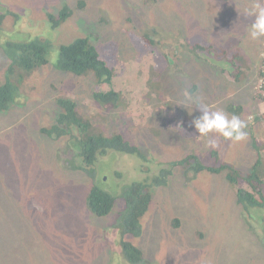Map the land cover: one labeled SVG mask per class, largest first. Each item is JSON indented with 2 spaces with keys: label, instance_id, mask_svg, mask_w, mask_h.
<instances>
[{
  "label": "rangeland",
  "instance_id": "374dc122",
  "mask_svg": "<svg viewBox=\"0 0 264 264\" xmlns=\"http://www.w3.org/2000/svg\"><path fill=\"white\" fill-rule=\"evenodd\" d=\"M78 1L0 0L1 13L12 11L17 15L13 23L12 17L4 19L0 31V82L8 78L18 95L16 103L11 101L8 108L0 110V237L8 244V247L1 246L6 252L0 254L1 262L4 256L12 264H111V249L117 251L119 232L114 223L120 204L107 216L92 215L85 202L91 187V172L67 169L68 161L73 160L68 139H53V134L41 132L42 126L52 123L59 115L60 109L54 104L57 92L63 94L65 91L68 96L75 89L81 93L86 91L84 84L76 85V76L56 67L59 52L56 43L69 44L79 34L91 33L90 39L98 48L106 44L102 56L107 64L114 67L120 58L136 65L135 59L139 58L149 63L145 57L147 52L144 53L148 49V40L157 41L155 33L151 34L149 30L155 27L152 21L164 20L174 6L181 11L177 25L187 20L197 25L196 33L191 34L180 31L177 25L172 26L173 35L164 42H169L177 55L171 51L172 64L168 56L167 64H155L162 70V85L159 89H152L146 83L142 85L155 113L151 107L147 114L148 108L140 114L130 109L116 126V106H108L110 109L104 113L109 114L103 117V106L89 101L91 94L85 93L80 100L86 105L83 111L87 116L101 112L93 117L104 132L128 126L125 129L127 138L130 139V133L137 143L143 142L142 147L147 146L145 142L153 149L158 147L165 161L186 153V147L181 144L182 137L175 133L178 129L165 123V117L173 114L178 119L189 115L195 119L201 115L196 109L197 103H189L187 107L182 105L186 95L225 113L224 105L231 99L234 107L241 105L243 112L237 116L242 120L247 114L253 115V110L264 112V101L254 91L264 92V80L257 81L256 78L260 53L264 56V39L250 40L247 29L254 18L241 17L251 7L252 0H227L228 9L234 12L237 9V15L227 19L220 11L224 0H163L154 6L149 2L145 6L144 0H84L85 7L80 9L76 7ZM65 6L72 12L52 32L45 21L47 13H57ZM133 25L142 27L140 33L148 39L133 41L128 32V27L134 29ZM161 25L166 33V24ZM45 28L44 37L53 45L48 63L31 71L15 64L11 66L9 36L24 38V32L35 29L32 33L41 32ZM230 30L234 35L229 34ZM184 37L189 41L203 39L210 43L216 37L227 47L230 42H237L239 49L250 54L255 62L248 64L250 69L238 83L231 73L234 69L227 61L215 66L198 58L190 59L195 55L193 52V55L183 54V50L178 53L174 44L184 43ZM10 66L11 71L6 77L5 71ZM156 77L159 78V74L153 79ZM145 78H149V73ZM125 95L134 96L135 93L126 92ZM165 101L178 102L183 111L177 112L174 107L173 111L164 104ZM156 124L162 132L154 138L156 135L153 136L150 128ZM245 131L247 139L243 142L215 137L218 147L224 149L220 161L230 166L232 163L241 172L249 171L255 160L254 138L264 143V131L255 135L248 127ZM175 139L180 141L175 148H168L161 142ZM184 140L193 152L210 149L206 138L184 137ZM110 157L104 168L96 169L93 180L105 181V172L111 168L107 173L108 181L100 187L108 184L118 191L117 186L137 178L140 160L130 156L124 168V164H117L120 154L111 152ZM164 182L153 189V199L141 219L140 236H129L142 249L144 264H264V232L261 229L264 207L242 208L236 201L234 185L222 174L200 172L192 178L180 168H174L166 174ZM28 197L34 198L40 208L27 211ZM174 218L181 221L178 228L172 227ZM111 227L116 230L114 233L109 230ZM24 256L28 262L24 263Z\"/></svg>",
  "mask_w": 264,
  "mask_h": 264
},
{
  "label": "trees",
  "instance_id": "16d2710c",
  "mask_svg": "<svg viewBox=\"0 0 264 264\" xmlns=\"http://www.w3.org/2000/svg\"><path fill=\"white\" fill-rule=\"evenodd\" d=\"M223 1V0H222ZM151 3L154 6L163 0H144L143 3ZM229 2L224 0V4H220V11L224 15V19L228 16L234 17L237 15V9L235 12L233 9H228L226 5ZM84 0H79L77 8H83L85 6ZM225 5V6H224ZM228 6V5H227ZM72 10L65 6L58 10L57 13H47L45 21L49 25V30H57L59 23L65 21ZM181 11L172 9L169 15L160 21H152L151 31L157 38V41L148 40V49L144 52L149 63L143 58L135 59L136 65L132 61L121 60L116 66H110L103 59L102 48L106 45L103 44L101 48H98L90 39L91 33L79 34L78 37L70 42L69 44L56 43L57 48L59 47L58 58L56 61V67L61 69L70 75H76V85L84 84L86 91L85 93L91 94L89 101L99 103L103 106V117H105L109 110L108 106L114 105L117 107V124L118 126L124 119L125 114L127 115L130 109L140 111L148 108L145 114L150 112V107L154 112V107L149 104L148 98L143 89L144 83H150L145 80L147 73L157 76L161 73L159 67L156 65L167 63V54H165L161 48V45H165L171 53L173 46L169 42H164L167 38L173 35V25H177L180 20ZM7 17H12V23L17 18L15 12L8 11L6 13L0 12V31L3 30V21ZM14 18V19H13ZM223 19V20H224ZM166 24L167 32L162 31V25ZM192 23L193 25H189ZM150 26L149 24H147ZM180 31L184 33H196L197 25L190 21H185L182 25H177ZM46 29V28H45ZM36 30V29H35ZM33 30V31H35ZM24 32V38L16 36H9L7 45L12 56L10 57L11 66L15 64L24 70L31 71L39 68L42 65L48 63L49 57L51 56L53 45L52 42L45 38L46 30L41 32ZM130 38L135 39L138 33L132 30ZM229 34L234 35V31L230 30ZM228 34V35H229ZM142 40L148 39V37L142 34ZM231 36V35H230ZM233 37V36H232ZM184 43H175L179 53L181 50L183 54L192 52L194 56H190V59H200L205 64H213L218 66L223 62L231 64L233 71L231 72L236 81H240L243 75H246L250 69V63L255 62V59L248 53L243 52L239 49L240 45L237 46V42H230L227 47L220 43L215 37L212 42H207L203 39H194L189 41L188 37L183 38ZM60 43V44H59ZM239 43V42H238ZM221 44V47H217ZM156 47V48H155ZM56 48V49H57ZM160 49V50H159ZM152 51V52H151ZM155 52V56L153 53ZM208 52V57L205 53ZM173 54L177 55L172 51ZM56 54V53H55ZM182 55V54H181ZM193 55V54H192ZM55 56V55H54ZM53 56V57H54ZM153 57L155 59H153ZM259 66L257 70L256 78L257 81L264 80V56H259ZM240 63V64H239ZM11 66L5 71L6 77L11 71ZM138 68H137V67ZM241 82V81H240ZM93 83V84H92ZM94 85V86H93ZM194 86H198L195 84ZM264 88V81H263ZM195 89V88H194ZM54 90H57L55 87ZM134 92L135 95L126 96V92ZM255 95L259 96L264 101V92L261 90H255ZM85 93H81L79 90H73L67 96V92H57L54 98V104L57 109H60L59 115L54 117L52 123H48L41 127V132L46 135L53 134V139L61 140L62 138L68 139V146L78 152L81 157L82 168L87 166L91 172V187L87 191L85 202L89 212L97 217H104L109 215L115 208L119 207L120 210L117 213L114 227L119 232L118 246L121 248L118 255L111 249V264H144L143 251L134 240L129 239V236L137 238L141 234L142 228V217L149 209V205L153 199L154 188L164 184L166 174L174 168H180L193 178L200 172H210L215 174H221L225 172L224 177L228 178V181L234 185V194L236 201L241 204L244 209L249 210L250 208H263L264 207V143L259 139L254 138L253 149L256 157L254 162L251 164L249 171L241 172L232 163L225 165L220 161L224 149L218 147L215 149L210 148L208 151L193 152L185 143L184 137H198L200 140L205 138L200 137L198 132L195 130L192 121L193 116H182L176 119L173 114L165 117V123L169 126L178 129L177 133L182 137L181 144L186 147V153L172 161L162 160V151L156 147L155 149L145 142L147 146L142 147L131 138L132 134H128L130 139H125L126 134L117 129H113L111 132L106 133L99 126L96 115L101 112L95 111L94 114L87 116L83 111L86 105L80 101ZM18 95L13 85L8 81V78L4 82H0V110L8 108L10 102L16 103ZM15 101V102H14ZM177 104V105H176ZM165 105L169 108H175L177 112L180 111V105L176 102L166 101ZM179 106V107H178ZM224 109L229 115H239L242 111L241 105L234 107L231 99L227 100ZM173 110V109H172ZM174 111V110H173ZM115 113V114H116ZM253 115L247 114L246 118L243 119L248 124L249 132L253 135L264 131V112H257L253 110ZM146 116V115H145ZM160 121V119H159ZM137 120V124H138ZM151 133L153 136L162 132L159 124L151 126ZM174 132V131H173ZM149 136V135H148ZM156 135L154 138L159 137ZM127 137V136H126ZM179 139L161 141L166 147H177ZM125 153L130 156H137L140 160L139 174L137 178L132 179L122 186H117L118 191L113 190L108 184H105L103 188L100 187L101 183L106 181H95L96 178V167L98 157L106 154L108 151ZM154 152V153H153ZM199 153L202 155L200 156ZM76 154V153H75ZM211 159V161H210ZM112 180H110L111 183ZM233 191V189H231ZM120 202V203H119ZM172 227L178 228L181 225V221L177 218L172 219ZM250 225V227H252ZM202 228V227H200ZM203 229V228H202ZM264 232V226L261 227ZM129 234V235H126ZM8 247L0 237V254H6L3 247ZM113 248V247H112ZM4 261L0 264H12L7 257H4ZM23 261L28 262L26 256L23 257ZM15 264V263H14ZM18 264V263H17Z\"/></svg>",
  "mask_w": 264,
  "mask_h": 264
},
{
  "label": "clouds",
  "instance_id": "9594fccd",
  "mask_svg": "<svg viewBox=\"0 0 264 264\" xmlns=\"http://www.w3.org/2000/svg\"><path fill=\"white\" fill-rule=\"evenodd\" d=\"M245 15H247V16L249 15V16L254 18L252 23L248 26V29H247L248 38L250 40H253V41H258V40L264 39V0H252L251 7L246 9L245 14H242L241 17H243ZM128 28H129V31L132 30L133 32L138 33L137 36L135 37V39H133V41L142 40V36H143L142 34L143 33H140V30H135V29H132L131 27H128ZM151 28H153V27H151ZM151 28L149 29L150 31H151ZM151 34H153L152 31H151ZM206 53H208V52H206ZM167 55L169 57V63L172 64V58L170 57V52H168ZM158 74H159V78L156 77L153 79V74L150 73L149 78L145 79V80H148L150 82V83H146V84L149 87H151L152 89H159L160 86L162 85V83H161L162 77H160V73H158ZM74 76H76V75H74ZM238 83H239V81H238ZM244 98H245V96H244ZM148 101H149V99H148ZM165 102H164V104H165ZM193 102L197 103L196 109L200 110L201 115L199 117L195 118L192 121V124L194 125L195 130L198 132L199 136L206 138L208 147L215 149L219 146L218 141L215 138L217 136L222 137L225 140H231L233 142L246 141L247 132L245 131V129L247 128L248 124L245 120H242L239 116H237L235 114L229 116L223 110L213 109L208 104L195 101L193 97L187 96V95H186L185 101L182 105L187 107V104L193 103ZM180 109H181V105H180ZM189 114H191V112H189ZM126 127H128V126H126ZM126 127H123V128L121 127V129L117 130V131L125 133ZM125 138L127 140H129L126 136H125ZM68 148L72 152L73 160L68 161L67 169L78 168V169L88 170L87 166L85 168H82L83 164L81 163V157H80L79 153L76 152L77 150L74 151V149L71 148L70 146H68ZM111 152L112 151L109 150L106 154L100 155L98 157L97 164H95L94 166L96 168H98V167L104 168L105 161L108 158H111L110 157ZM116 154L128 155V154L120 153V152H116ZM129 157H130V155H129ZM101 159H104L103 163H100ZM112 162H114V161L112 160ZM111 170L112 169L109 168L105 172V175H106L105 181H108L107 173ZM224 173L225 172H221L223 177H224V175H223ZM213 174H215V173H213ZM224 178L227 179V181H228V178H226V177H224ZM160 186H162V185H160ZM29 198L30 197L27 198V201L25 203L26 210L27 211H33L32 209L36 210L37 209L36 206L39 203H37V201L35 199H34V201H30ZM235 198H236V196H235ZM241 207L243 208L242 205H241Z\"/></svg>",
  "mask_w": 264,
  "mask_h": 264
},
{
  "label": "flooded vegetation",
  "instance_id": "af4514ba",
  "mask_svg": "<svg viewBox=\"0 0 264 264\" xmlns=\"http://www.w3.org/2000/svg\"><path fill=\"white\" fill-rule=\"evenodd\" d=\"M145 6H147V4L145 3ZM131 22V21H130ZM134 26V29L135 30H140L142 27H139V26H136V25H133ZM160 48H161V50L165 53V54H167L168 53V49H167V51H165L164 49H166V46L165 45H160ZM205 55L206 56H208V53H205ZM160 77H162V71H161V73H160ZM128 158H129V155H120V158L117 160V164L119 165V164H124V168L126 167V165H127V160H128ZM29 200L30 201H34V198H29ZM37 208L38 207H40V204H37V206H36ZM110 231H113V233H114V231H116L115 229H114V227H111L110 229H109ZM117 235V234H116ZM126 235H129V234H126ZM106 237H107V235H106ZM116 247H117V254L118 255H120L119 254V252H120V250H121V248L118 246V244L116 245ZM124 264V263H123Z\"/></svg>",
  "mask_w": 264,
  "mask_h": 264
}]
</instances>
